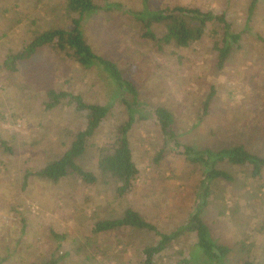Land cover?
Segmentation results:
<instances>
[{
  "label": "rangeland",
  "instance_id": "obj_1",
  "mask_svg": "<svg viewBox=\"0 0 264 264\" xmlns=\"http://www.w3.org/2000/svg\"><path fill=\"white\" fill-rule=\"evenodd\" d=\"M94 1L100 7L120 5L86 15L81 25L94 52L118 64L140 93L137 104L147 119L138 120L129 134L139 174L122 197L99 176L98 150L113 142L116 128L128 119L117 97L80 160L100 178L97 184L75 176L58 184L31 176L24 187L27 172L58 159L87 126V113L68 101L46 110L47 92H69L106 105L117 90L101 70H86L50 46L9 65V56L38 35L69 30L79 16L69 12L66 0H0V136L13 150L0 148V264H44L52 258L60 259L58 264H140L144 249L157 243L155 234L131 228L97 234L95 223L120 218L128 208L164 233L188 222L196 212L202 169L168 148L154 116L157 106L173 113L183 145L216 151L244 145L264 156V0H257L252 16L253 0ZM180 6L224 14L233 32L241 34L223 69L217 68L214 49L221 39L213 34L221 31L217 26L209 25L203 39L190 47L171 43L158 48L144 36L143 24L122 10L144 14ZM152 29L158 37L164 32L161 25ZM219 167L234 180L216 181L201 217L212 237L233 249L228 264H264V174L254 179L248 166L225 162ZM196 243L195 234L183 235L154 264H207L202 256L195 258Z\"/></svg>",
  "mask_w": 264,
  "mask_h": 264
},
{
  "label": "trees",
  "instance_id": "obj_2",
  "mask_svg": "<svg viewBox=\"0 0 264 264\" xmlns=\"http://www.w3.org/2000/svg\"><path fill=\"white\" fill-rule=\"evenodd\" d=\"M66 2L69 12L79 16V18L73 20V26L69 30L51 29L38 35L31 43L25 46L22 52L10 55L8 64L14 66L17 62L30 60L39 50L50 46L58 53L74 59L86 70L96 68L107 74L115 85L117 93H114L109 104L101 105L88 103L82 96L69 92H58L53 89L47 92L49 101L45 105L46 110L54 109L64 100L68 101L69 105L75 106L77 112L87 113V126L73 136L70 146L58 159L35 172H27L24 187L31 176L54 184L75 176L90 186L97 184L101 178L102 183L106 185L114 184L116 193L122 197L130 191L139 174L133 159L129 134L138 120L147 119V113L143 106L137 104L140 93L135 83L124 76L118 64L94 52L92 46L85 38V31L81 25L86 15H94L100 11H114L117 9L113 8L116 6L120 7V5L107 4L105 7H100L94 0H66ZM256 2L257 0H253L250 6V16L254 12ZM122 10L134 16L136 20L143 24L144 36L154 40L158 48L163 44L169 45L171 43L180 48L190 47L203 39L209 25L217 26V29L220 28L221 31L214 30L213 34L216 38L221 37V39L215 41L214 49L218 52L217 68L220 70L225 67L226 62L229 60L234 44H237L241 39V34L233 32L232 26L224 14L203 12L198 8L181 6L173 10H146L144 14L126 9ZM154 25H161L164 29L160 37L152 29ZM260 39L264 43V39L261 37ZM214 92L212 90L204 101V114L209 111ZM117 97L124 105L128 119L116 128L113 142L109 146H104L98 150L97 166L100 171L99 178L94 172L85 170L81 166L80 160L88 151L89 140L112 113ZM141 111L144 112L142 115L137 114ZM154 116L171 150L177 155L184 157L192 165L200 166L203 171L196 212L190 216L186 224L171 233H164L154 224L145 220L139 212L133 208H128L120 218L96 222L93 231L100 234L131 228L155 234L158 237V241L156 244L147 246L144 249V259L140 264H154L156 257L166 251L172 243L183 235L193 233L197 238L195 258L202 256L207 264H228L233 249L229 245L219 243L212 237L210 228L204 222L201 214L210 203L216 181L232 182L234 180L229 172L219 167L221 163L227 162L236 166H248L251 176L254 179H261L264 174V156L250 152L244 145H235L217 151L211 147L199 149L195 146L183 145L179 141L177 120L174 118L173 113L163 106H157L154 110ZM0 148L5 152H13L12 147L1 136ZM161 157L162 152L158 155V159ZM55 236L56 238L62 237L57 234ZM59 262L60 259L52 258L44 264H58ZM185 262L190 263L188 260ZM242 264L253 263L245 261Z\"/></svg>",
  "mask_w": 264,
  "mask_h": 264
},
{
  "label": "crops",
  "instance_id": "obj_3",
  "mask_svg": "<svg viewBox=\"0 0 264 264\" xmlns=\"http://www.w3.org/2000/svg\"><path fill=\"white\" fill-rule=\"evenodd\" d=\"M158 122V121H157ZM160 130H161V128H160ZM162 133V132H161ZM179 137H180V134H179ZM182 143V142H181ZM167 146H169L168 144H167ZM168 148H170L171 149V147L169 146ZM160 154V153H159ZM182 157V156H181ZM184 158V157H183ZM188 162V161H187ZM191 164V163H190ZM202 174H203V171H202ZM202 179H203V177H201V179H200V181H199V187L197 188V194H196V197H195V199H196V201L198 202V200H199V193H200V191H201V181H202ZM221 181V180H220Z\"/></svg>",
  "mask_w": 264,
  "mask_h": 264
}]
</instances>
